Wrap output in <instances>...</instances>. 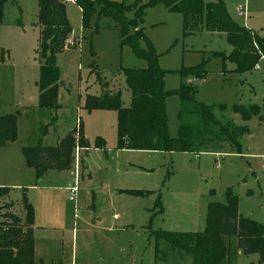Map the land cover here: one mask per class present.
Wrapping results in <instances>:
<instances>
[{"label":"rangeland","instance_id":"1","mask_svg":"<svg viewBox=\"0 0 264 264\" xmlns=\"http://www.w3.org/2000/svg\"><path fill=\"white\" fill-rule=\"evenodd\" d=\"M109 1L127 5L135 2ZM224 2L230 18L238 26L249 27L264 37L261 34L264 33V0ZM36 4V0H9L4 6L0 25V117H16L14 141L0 147V189L8 190L7 196L0 198V222H3V215L7 212L23 221L21 195L25 193L28 203L36 209L37 224L45 227L43 231H38V237L63 240V264H111L105 259H130L136 255L140 258L142 253V264H156L158 260L153 261L155 247L160 252L159 260L166 258L168 264H190L189 255L177 252L163 241L155 243V239L147 233V228L162 232L164 216L161 213L153 217L158 193L163 210H168L169 206L173 209L179 206V213L181 210L188 211L193 207L188 202L193 200L198 233L205 227L207 202L212 198L215 203H222L227 190L238 199V212L242 218L264 225V121L253 118L245 124L237 115L229 112L215 113L218 118L231 117L234 124L248 127L250 135L242 142L245 155L240 157L215 158L203 153L197 159L181 153L117 150L114 131L116 112H87L83 109L85 96L97 97L104 89L118 94L122 107L129 108L131 95L122 70L144 69L145 62L137 59L130 48L121 46L115 21L96 12L89 19L87 27L83 28L79 8L69 2L65 4V12L70 35L64 49L55 55L62 82L57 99L61 109L57 112L56 132L46 138L42 145H55L54 139L64 138L81 122L84 138L93 148L87 162L93 179L82 183L76 174L78 171L72 167V171H54L45 175L41 182L36 181L33 169L25 164L21 153V149L37 145L39 123L47 125L50 121L47 113L39 118L36 108L39 76ZM238 6L246 7L248 21L236 16L235 8ZM126 17L132 20L134 14L128 13ZM19 23L22 27L18 26ZM139 28L155 51L159 68L165 72L166 91H178L182 85H186L194 88L195 100L204 105H262L263 57L256 65L257 70L236 73L234 65L223 62L218 55L228 56L232 51L223 34L201 33L184 37L182 16L169 12L161 4L144 11ZM140 47L144 49V43H140ZM201 65L204 79L181 77L183 71ZM188 80L193 83L187 84ZM165 105L167 132L169 137L174 138L178 134L180 101L176 95H171ZM97 139L104 142L107 159L101 149H95ZM222 147L226 152L231 150L228 145ZM82 150L77 148L74 151V164L79 161L80 177L85 175ZM75 179L79 182L78 192L75 202L70 203L66 189ZM90 190L99 191L100 198L104 195L107 197L109 190L133 194H125L131 198L124 196L122 200L115 201V211L107 210L101 216L100 224H94L92 217L95 216L96 203L92 204L91 212L85 209ZM213 192L215 197H207ZM137 193L144 195L140 197L135 195ZM114 215L118 218L117 222L113 220ZM114 223L132 228L119 237L106 234L105 230ZM72 239L76 248V251L73 249V257ZM59 243H55V256L59 253ZM130 243L132 250H120V245L127 249ZM136 249L139 250L137 254ZM257 257L239 255L232 259L235 260L234 264H258ZM138 258L132 262L140 264Z\"/></svg>","mask_w":264,"mask_h":264},{"label":"trees","instance_id":"2","mask_svg":"<svg viewBox=\"0 0 264 264\" xmlns=\"http://www.w3.org/2000/svg\"><path fill=\"white\" fill-rule=\"evenodd\" d=\"M9 0H0V25L3 22L4 6ZM37 27L39 38L37 60L39 76L37 108L40 117L47 113L50 121L39 124L37 145L23 148L21 153L25 164L33 169L36 181L48 171H69L75 161L77 148L90 149L84 138L81 122H78L55 146L44 147L43 138L57 123L58 91L62 84L55 55L60 53L70 35L66 18V0H36ZM81 13L83 28L89 19L98 15L108 17L118 26L121 46H127L133 55L145 62L144 69H124L126 86L130 91L129 108H123L118 94L102 90L97 97L86 95L84 110L114 111L117 114V150L145 151L158 153H189L195 157L216 148L228 145L236 155L242 154V139L249 134L247 126H238L230 119L218 118L220 114L237 115L244 123L258 118L264 121V88L262 105H204L195 100L194 88L182 85L178 91L165 90V72L159 68L158 57L151 44L139 28L144 11L155 5H163L169 12L182 16L183 36L191 34H223L232 47L228 56L218 54L223 62L234 65L236 73L242 74L254 69L264 58V37L257 32L238 26L229 16L224 0H135L132 5L109 0H74ZM19 11V10H18ZM133 13L132 20L126 15ZM19 25V24H18ZM132 32V33H131ZM144 43L145 48L140 47ZM192 76L196 80L205 77L202 65L182 72L181 77ZM97 82L100 78L96 75ZM176 95L180 101L178 114V134L169 137L167 132L166 99ZM16 117H0V147L15 139ZM95 149L106 153L104 142L97 139ZM127 195L133 194L121 191ZM8 190L0 189V198L6 197ZM135 195L143 196L144 193ZM94 195H91V205ZM24 212L23 221L9 212L0 222V264H34V237L32 225L34 209L28 203L25 193L21 195ZM12 206H8L10 208ZM8 210V209H7ZM155 215L163 213L160 193L156 195ZM156 240L166 242L172 249L191 257V264H231L239 255H257L258 264H264V225L242 218L238 212V199L230 190L224 194V203L207 205L205 227L201 233L155 232ZM239 252V254H238ZM157 254V259H158ZM252 264V263H250Z\"/></svg>","mask_w":264,"mask_h":264},{"label":"crops","instance_id":"3","mask_svg":"<svg viewBox=\"0 0 264 264\" xmlns=\"http://www.w3.org/2000/svg\"><path fill=\"white\" fill-rule=\"evenodd\" d=\"M13 3H14V1H13ZM18 12L20 13V11H18ZM37 12H38V9H37ZM37 12H36V16H37ZM247 16H248V13H247ZM247 21H248V18H247ZM247 21L245 20L246 23H247ZM246 23H245V26H246ZM19 25H21V24L19 23ZM18 26H16V28H19ZM21 27H22V25H21ZM35 29L39 32V28L37 26L35 27ZM246 29L254 31V30L250 29L249 27H247ZM254 32H256V31H254ZM261 34H262V36H264V33H261ZM61 89H62V87L59 89L58 92H60ZM36 108H37V105H36ZM37 112H38V116H39L40 112H39L38 108H37ZM57 112L53 113V115L56 114V116H57ZM39 118H40V116H39ZM249 122H251V121H249ZM249 122H247V123H249ZM51 129L52 128H50V131L48 132V135L43 138L42 144L44 143V140H46V138L51 137L52 133L56 132L55 128H54V130H51ZM114 131L116 133V126H115V130ZM249 135H250V133L248 135H246L245 137H243L242 142ZM58 140H59V138H57L56 140L54 139L55 145H56ZM55 145H53V146H55ZM53 146H49V147H53ZM92 149L90 148V149H87V150H85V149L82 150L84 152V155H83V158H82L83 173H85L84 176L82 175L80 177L78 175V172H79V164H78V162L79 161L77 163L73 164V166H72V167H74V169L76 168V171H78V172H76V174H77L78 178L80 179V181L82 183H84V184L92 181V179H93L92 174H91L90 169H89V166H88V163H87L88 162V154L90 152H92ZM224 149H225L224 147H222L221 149L216 148V149L211 150L210 152L205 153V154H209L211 156H214L215 158H220L222 156H231V155H235V156H239L240 157V156L245 155L244 150H243V144H242V154L241 155L234 154L232 150H230L229 152H226ZM154 153H156V152H154ZM169 154H171V153H169ZM181 154H188V155H191V156L195 157L194 155L189 154V153H181ZM201 155H203V154H200L196 158L197 159L200 158ZM104 158L105 159L108 158V152L107 151H106V153H104ZM69 171H72V169L69 170ZM51 172H54V171H48L47 173H45V175H48ZM44 176L41 178V180L44 178ZM41 180L39 182H41ZM75 180H77V179H75ZM77 182H78V180H77ZM78 184H79V182H78ZM100 186H102V184ZM66 191H67V189H66ZM120 192L121 191H119V190H109L107 197H105V195H104L103 198H100L99 191L90 190L89 196H88V205L86 206L85 209L89 210L91 212V209H90L91 195L93 194L94 195V203H96L95 205H97L96 211L93 212L95 214V216L92 217V219H93L92 221L94 222V224L95 223H99L100 224L101 216L107 210L115 211L114 210L115 201L122 200V197L127 196L124 193H120ZM215 196H216L215 192L210 193V194L207 195V197H215ZM127 197H129V196H127ZM129 198H131V197H129ZM185 202H188V200L185 201ZM209 203H215V201H213V199L211 198L210 201L207 202V205ZM223 203H224V201L221 204H223ZM188 204L190 206L193 205V207L190 208V210H188V211L181 210V213H179V210H178L179 206H176L178 208H174V209L169 206L168 210H163V213L161 214L162 217L164 216V218H162V221H163L162 222V227H161L162 232L175 233V234H179V233H190V234L198 233L197 232V228H196V212H195V208H194V206H195L194 201L193 200L189 201ZM33 209H34V222H33V225H32V230H33V237H34V264H45V263H47V264H63V260H62L63 259V254H62V251H61V249L64 248L63 240L60 239V240H56L55 241V238L52 240V239H49V238H47L45 236L40 237V238L38 237V235H39L38 231L39 232L43 231L45 229V227H43L44 225L37 224L36 209L34 207H33ZM206 211H207V206H206ZM113 220L116 221V222L118 221V218H117L116 215L113 216ZM49 225H51V224H49ZM129 228H132V227L129 226V225L114 223V226L110 225L109 228L107 230H105V233L106 234H111V236L119 237V235L121 233H123L124 231H127ZM147 233H148L149 237H151V238L153 237L155 239V236H154L155 232L154 231H152L149 228H147ZM158 241H161V240H156L155 239V243H157ZM56 242H60L59 243V247H60L59 248V253H58V248H57V253H58L57 256H55V243ZM128 246L129 247L127 249H125L123 247V245H120V247H121L120 250H132V244L130 243V244H128ZM74 248H75L74 239H72V243H71V249H72L71 256L72 257L74 256V250H73ZM75 251H76V248H75ZM120 252H122V251H120ZM135 252L137 254L139 252V250L136 249ZM177 252H180V251H177ZM158 253H160V252L155 247L154 253H153V261H155V260L157 261L158 260V263L156 262V264H159V263L168 264L166 258L164 260L157 259V254ZM180 253H182V252H180ZM75 254H76V252H75ZM142 254L140 255L141 257H142ZM183 254L186 255L185 253H183ZM238 254H239V252H238ZM251 256H256L257 257V255H251ZM141 257L138 258L137 255L135 257L131 256L130 259L127 258V257L126 258H118V257L111 258V257H109V258H107L105 260H106L107 263H111V264H117L119 262H123L125 264H139L136 261L132 262V260L134 258L135 259L138 258L137 261H140V264H142ZM47 258H49V259H47ZM257 260H258V257H257ZM234 261H232L231 264H234ZM190 264H191V260H190ZM252 264H254V263H252Z\"/></svg>","mask_w":264,"mask_h":264},{"label":"built area","instance_id":"4","mask_svg":"<svg viewBox=\"0 0 264 264\" xmlns=\"http://www.w3.org/2000/svg\"><path fill=\"white\" fill-rule=\"evenodd\" d=\"M66 2L73 3L74 0H66ZM235 13L238 18H247V10L245 6H238L235 8ZM257 66L254 67V70H257ZM193 81L188 80L187 84H192ZM78 192V182L77 180L67 189V201L70 203H74L76 200V195Z\"/></svg>","mask_w":264,"mask_h":264}]
</instances>
